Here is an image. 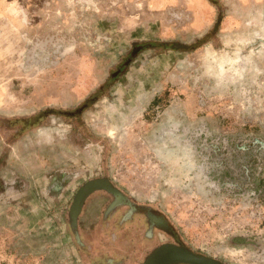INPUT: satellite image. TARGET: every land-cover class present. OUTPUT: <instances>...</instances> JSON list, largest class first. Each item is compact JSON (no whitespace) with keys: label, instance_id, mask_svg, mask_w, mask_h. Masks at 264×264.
Instances as JSON below:
<instances>
[{"label":"rangeland","instance_id":"374dc122","mask_svg":"<svg viewBox=\"0 0 264 264\" xmlns=\"http://www.w3.org/2000/svg\"><path fill=\"white\" fill-rule=\"evenodd\" d=\"M165 4L0 0V264H264V0Z\"/></svg>","mask_w":264,"mask_h":264},{"label":"flooded vegetation","instance_id":"af4514ba","mask_svg":"<svg viewBox=\"0 0 264 264\" xmlns=\"http://www.w3.org/2000/svg\"><path fill=\"white\" fill-rule=\"evenodd\" d=\"M110 184L106 182L105 179H92L85 182L80 188L81 191L79 192L77 198L83 196L88 190L104 186L106 189L113 193L112 203L113 202H124L129 203L128 199H125L118 191H115ZM78 203V201H77ZM131 203V202H130ZM139 205L130 204L129 211L134 212H142L145 220L146 230H145V240L139 242L141 246L140 251L146 252L144 258L142 259L141 264H147L151 254L155 252L158 248L162 246H169V247H181L188 250L193 251L190 249L175 233L173 227L169 224L167 219L158 211L151 207L142 206L138 207ZM129 213V212H128ZM196 254H199L193 251ZM217 261V260H216ZM219 264H225L221 261H217ZM171 264H187V263H171Z\"/></svg>","mask_w":264,"mask_h":264},{"label":"water","instance_id":"95a60500","mask_svg":"<svg viewBox=\"0 0 264 264\" xmlns=\"http://www.w3.org/2000/svg\"><path fill=\"white\" fill-rule=\"evenodd\" d=\"M219 264L215 259L196 254L191 250L181 247L162 246L153 252L147 264Z\"/></svg>","mask_w":264,"mask_h":264},{"label":"crops","instance_id":"0c3cea01","mask_svg":"<svg viewBox=\"0 0 264 264\" xmlns=\"http://www.w3.org/2000/svg\"><path fill=\"white\" fill-rule=\"evenodd\" d=\"M163 1V4L164 5H166L165 3H166V0L164 1V0H152V3H153V5H155V6H158V5H160V3ZM169 3H171L170 1H168ZM167 2V3H168Z\"/></svg>","mask_w":264,"mask_h":264}]
</instances>
